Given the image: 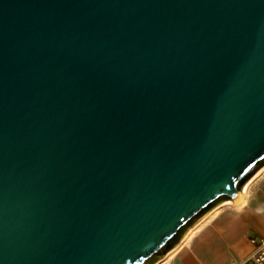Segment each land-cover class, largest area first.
Here are the masks:
<instances>
[{
    "label": "water",
    "instance_id": "1",
    "mask_svg": "<svg viewBox=\"0 0 264 264\" xmlns=\"http://www.w3.org/2000/svg\"><path fill=\"white\" fill-rule=\"evenodd\" d=\"M264 167V0H0V264H156Z\"/></svg>",
    "mask_w": 264,
    "mask_h": 264
},
{
    "label": "crops",
    "instance_id": "2",
    "mask_svg": "<svg viewBox=\"0 0 264 264\" xmlns=\"http://www.w3.org/2000/svg\"><path fill=\"white\" fill-rule=\"evenodd\" d=\"M263 170V169H262ZM242 203L225 205L182 238L158 264H241L252 252L250 239L264 237V170ZM262 172V173H261Z\"/></svg>",
    "mask_w": 264,
    "mask_h": 264
},
{
    "label": "built area",
    "instance_id": "3",
    "mask_svg": "<svg viewBox=\"0 0 264 264\" xmlns=\"http://www.w3.org/2000/svg\"><path fill=\"white\" fill-rule=\"evenodd\" d=\"M252 252L241 264H264V237L254 236L250 239Z\"/></svg>",
    "mask_w": 264,
    "mask_h": 264
},
{
    "label": "rangeland",
    "instance_id": "4",
    "mask_svg": "<svg viewBox=\"0 0 264 264\" xmlns=\"http://www.w3.org/2000/svg\"><path fill=\"white\" fill-rule=\"evenodd\" d=\"M263 170H264V168H263ZM263 170H262V172H263ZM261 171V170H260ZM261 172V173H262ZM260 172H258L256 175H258ZM255 175V176H256ZM254 176V177H255ZM252 178V179H255V178ZM252 179L246 184V185H248L247 186V189H248V187H249V184H252V182L254 181H252ZM245 185V186H246ZM240 204V203H239ZM222 205V203L221 204H219V205H217L215 208H213L212 210H210V212H208L207 214H205L200 220H198L195 224H193L192 226H190V228L187 230V232H186V234H185V236H184V238H187V237H189L194 231H195V229L203 222V221H205L208 217H210L212 214H214L218 209H220L221 207H223V206H225V205H223V206H221ZM226 205H229V204H226ZM232 205H238V204H232ZM170 254V253H169ZM169 254H167V256L169 255ZM166 256V257H167ZM165 257V258H166ZM160 262V261H159ZM158 262V263H159ZM158 263H156V264H158Z\"/></svg>",
    "mask_w": 264,
    "mask_h": 264
},
{
    "label": "bare ground",
    "instance_id": "5",
    "mask_svg": "<svg viewBox=\"0 0 264 264\" xmlns=\"http://www.w3.org/2000/svg\"><path fill=\"white\" fill-rule=\"evenodd\" d=\"M263 168H264V167H263ZM263 168H262V169H263ZM262 169H261V170H262ZM259 172H260V171H259ZM256 176H257V175H256ZM256 176H255V177H256ZM255 177H254V178H255ZM251 179H252V178H251ZM251 179H250V180H251ZM250 180H249V181H250ZM253 180H254V179H252V181H253ZM249 181H248V182H249ZM248 182H247V183H248ZM247 183H246V184H247ZM246 184H245V185H246ZM245 185H244V187L242 188V193H241L242 195L240 196V198H239L237 201H235V202H234V201H229V200H228V201H224V202H221V203H222L221 206L226 205V204L232 205V204H239V203H242L243 200H244V196H245V194H246V192H247V186H248V185H246V186H245ZM249 185H250V184H249ZM221 203H219V204H221ZM219 204H218V205H219ZM216 206H217V205H216ZM216 206H215V207H216ZM215 207H213V208H215ZM213 208H212V209H213ZM212 209H211V210H212ZM209 212H210V211H209ZM207 213H208V212H207ZM166 256H167V255H166ZM166 256H165V257H166ZM165 257H164V258H165Z\"/></svg>",
    "mask_w": 264,
    "mask_h": 264
}]
</instances>
